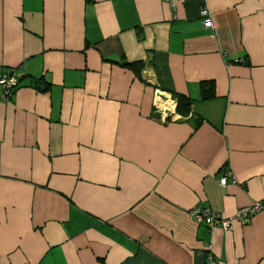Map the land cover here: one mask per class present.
Returning a JSON list of instances; mask_svg holds the SVG:
<instances>
[{
  "label": "crops",
  "instance_id": "crops-1",
  "mask_svg": "<svg viewBox=\"0 0 264 264\" xmlns=\"http://www.w3.org/2000/svg\"><path fill=\"white\" fill-rule=\"evenodd\" d=\"M10 71L0 264H204L206 247L218 264H264V0H0ZM174 94L192 100L186 116ZM257 202L227 232L188 216Z\"/></svg>",
  "mask_w": 264,
  "mask_h": 264
},
{
  "label": "built area",
  "instance_id": "built-area-1",
  "mask_svg": "<svg viewBox=\"0 0 264 264\" xmlns=\"http://www.w3.org/2000/svg\"><path fill=\"white\" fill-rule=\"evenodd\" d=\"M170 3L176 0H165ZM199 16L204 20L203 25L206 28L211 27L209 19V11L207 8L202 7L199 12ZM19 76L10 71L9 73L0 75V102L8 101L14 94L15 89L18 86ZM162 98L157 97L162 100H169V98L161 95ZM162 113L165 112L166 117H171V119H176L172 110L166 109V107H160ZM169 110V111H168ZM230 172L226 168L223 172L222 177L219 179V185L223 186L226 183L227 176ZM262 209V204L257 202L244 207L238 208L234 214L230 217H221L217 213L211 211L208 207H194L188 211V216L197 225L211 229L213 227H219L222 231H230L232 229L233 223H238L239 225H245L250 216ZM204 264H218L212 253L209 252V248L206 247V252L204 254Z\"/></svg>",
  "mask_w": 264,
  "mask_h": 264
},
{
  "label": "trees",
  "instance_id": "trees-1",
  "mask_svg": "<svg viewBox=\"0 0 264 264\" xmlns=\"http://www.w3.org/2000/svg\"><path fill=\"white\" fill-rule=\"evenodd\" d=\"M119 65L124 66L133 72H137V69L140 70L141 68L140 62L119 63ZM38 84L41 85V88H40L41 91H46L49 87V84L43 81L42 78H38L34 81V85L36 89H39L37 87ZM199 96H200L199 97L200 101L209 100L214 97L213 84L211 81H202L199 83ZM170 97L172 100L175 101L174 112L180 116H186L189 112L190 106L192 104V100L180 94H174V95H171Z\"/></svg>",
  "mask_w": 264,
  "mask_h": 264
},
{
  "label": "bare ground",
  "instance_id": "bare-ground-1",
  "mask_svg": "<svg viewBox=\"0 0 264 264\" xmlns=\"http://www.w3.org/2000/svg\"><path fill=\"white\" fill-rule=\"evenodd\" d=\"M160 98H162V96L160 95ZM156 102L159 104L160 107H166V109H171L172 108V104L169 100H165V99H158L156 98Z\"/></svg>",
  "mask_w": 264,
  "mask_h": 264
},
{
  "label": "water",
  "instance_id": "water-1",
  "mask_svg": "<svg viewBox=\"0 0 264 264\" xmlns=\"http://www.w3.org/2000/svg\"><path fill=\"white\" fill-rule=\"evenodd\" d=\"M153 116L154 117H159L160 115H159V113L156 112V113L153 114Z\"/></svg>",
  "mask_w": 264,
  "mask_h": 264
}]
</instances>
